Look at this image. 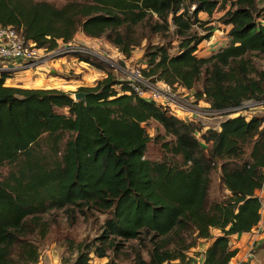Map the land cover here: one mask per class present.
I'll return each instance as SVG.
<instances>
[{"label":"trees","instance_id":"trees-1","mask_svg":"<svg viewBox=\"0 0 264 264\" xmlns=\"http://www.w3.org/2000/svg\"><path fill=\"white\" fill-rule=\"evenodd\" d=\"M260 0H69L56 7L44 0H0V24L19 27L26 40L53 51L78 33L88 39L105 37L125 58L143 40L151 81L193 92L214 111H231L246 101L261 103L262 115L224 118L218 130L185 121L135 95L91 56L81 62L105 73L93 87H80L84 101L57 89H20L5 85L0 73V264H37L31 234L45 223L38 215L48 208H80L106 214L101 244L136 240L143 232L153 238L148 262L192 264L190 250L211 241L202 264H229L237 255L229 238L251 233L261 218L258 192L264 187V69L250 54L264 55V5ZM228 7V8H227ZM227 8V9H226ZM225 10L219 22L230 26L226 47L207 58L196 55L211 37L191 31L200 13L211 17ZM173 26L179 52L152 44L149 35H167ZM94 57V56H93ZM65 110L66 114L58 113ZM230 112L225 115H229ZM157 122L172 143L161 148L181 164L145 158L151 141L144 125ZM246 149H249L245 158ZM220 170L229 193L208 205L210 175ZM213 229L219 235L213 237ZM93 246V245H92ZM66 264H93L90 253L106 257L105 249L78 244ZM105 264H114L109 261Z\"/></svg>","mask_w":264,"mask_h":264},{"label":"rangeland","instance_id":"rangeland-1","mask_svg":"<svg viewBox=\"0 0 264 264\" xmlns=\"http://www.w3.org/2000/svg\"><path fill=\"white\" fill-rule=\"evenodd\" d=\"M44 1L56 7H61L69 2V0ZM83 1L84 0H79V2ZM263 5L264 0H260L259 6L262 7ZM224 12L225 10H218L214 12L211 17L205 16L203 14L198 15V19L201 21L202 25L196 23L191 31L198 33V35H203L205 27H209L212 28V32L211 37L198 47L196 55L209 57L213 52H216L222 48L221 45L227 41V29L219 22V19L223 16ZM149 41L152 44L165 45L168 48L169 55H176L179 52L178 41L173 35V26H171L170 31L166 36L152 34L149 35ZM81 43L76 44V46H83L85 48L92 47L96 51L100 52V54H97L89 50V54L84 55L91 56V58L96 57V59L101 62L100 64L103 66L105 71H111L113 73L118 83L126 81L127 76L133 69L140 68L144 70L146 68V62L143 58L144 50L147 45L146 40H143L140 46L136 47L131 52L130 58H125L119 51H117L114 46H112L107 41L105 37L95 40L90 39L88 44H86L84 41H81ZM68 59L69 58L60 57L59 59V57H55L48 62H51L50 66H52V68L67 73L71 69L70 66H68L70 63ZM249 59L258 69H264V55L250 54ZM42 65L37 67H41ZM89 66L91 65L89 64ZM50 72L46 71V74L49 73L50 76ZM36 75V73L33 74L32 69L17 71L12 73L11 76L5 80V85L10 87L20 86L16 88L28 89L23 88V84L26 85L27 81H29L28 79ZM69 76L70 74H68V76L65 74L62 76V78L69 79ZM13 78L14 80H12ZM82 78L84 81H91L87 72ZM13 81L19 84H16ZM93 85L90 87H93ZM29 87H31L29 89H40V87L34 85H30ZM201 88L202 79L197 84V87L194 88V91H198L199 89L201 90ZM194 91L190 93L188 92L189 94L184 98L192 99V101L195 102L193 98ZM71 97H73V95ZM195 103L198 104L197 102ZM203 103L200 104L204 106ZM58 113L66 114V111L58 110ZM262 114L263 112L261 109H254L247 113L246 117ZM223 119L220 117L195 119L196 123H199L202 128L199 132L195 133V136L199 139V141H201V135L207 130H218ZM144 128L151 139V141L147 144L145 158L152 162L167 161L171 164L180 165V157H172L171 154L165 153L160 146L161 142L172 143L174 138L172 136L166 135L163 128L153 120H150L148 123H146ZM248 153L249 149H246L245 158H247ZM7 172L8 167L6 165L0 167V182L6 177ZM220 176L221 173L218 168L213 170L210 175L208 205L211 203L221 202L227 197L226 190L223 188L220 182ZM38 218L40 219V222L45 223L44 229H46V232L45 235L42 236L41 230H36V232L30 236V240L38 248L39 261L37 264L69 263L76 257V251H74V248L77 247L78 244L90 245L92 249L98 248L106 250V257L102 259H98L93 253H90L91 263L93 264H105L109 261L113 262L114 264H138L136 258L137 255H140L142 261L144 262H148L149 260L148 252L151 248L153 238L151 235L145 234L144 232L136 240L123 241L116 239L112 247L107 244L109 241H107L106 244H101L102 242L98 241L102 234L104 222L108 218V215L106 214L102 215L95 212L94 210L86 208L83 210L75 207L66 209L48 208L39 214ZM211 233L212 236H215L219 233V231L213 229ZM201 244L202 242H198L195 247L197 248L198 246V249L195 251L190 250L189 252L191 253L189 258L192 260V264H197L199 261L198 258L202 249V246H200ZM185 263L186 262L180 264ZM167 264H179V262L174 261Z\"/></svg>","mask_w":264,"mask_h":264},{"label":"built area","instance_id":"built-area-1","mask_svg":"<svg viewBox=\"0 0 264 264\" xmlns=\"http://www.w3.org/2000/svg\"><path fill=\"white\" fill-rule=\"evenodd\" d=\"M89 50L76 45L65 46L53 51L39 49L35 44L26 40L21 28L0 24V73L12 74L17 71L34 69L55 57L89 54L88 52L91 51ZM142 71L140 68L133 69L127 76L126 81H122L114 89L120 92L121 87L125 85L136 97L148 103H153L156 107H160L185 121H195L197 118L220 117L223 119L238 114L246 115L251 110L261 109L262 106L261 103L246 101L240 107L231 111H214L202 101L196 104L192 99H185L184 97L190 92L174 88L161 81H151L150 78L144 76ZM200 103H203L204 106ZM228 112L230 114L225 115Z\"/></svg>","mask_w":264,"mask_h":264},{"label":"crops","instance_id":"crops-1","mask_svg":"<svg viewBox=\"0 0 264 264\" xmlns=\"http://www.w3.org/2000/svg\"><path fill=\"white\" fill-rule=\"evenodd\" d=\"M200 14H203V13H200ZM203 15L207 16L206 14H203ZM263 25H264V20H263ZM224 27H226L227 33H228V31L230 30V26H224ZM81 41H84L86 44H88L90 42V39L85 37V35H83L82 33H78L72 42L66 45L60 44L59 48L69 46V45L75 46L76 44L81 43ZM227 41L229 42V38H227ZM227 41H225V43L221 45L222 48L227 46L228 44ZM88 49H90L91 51L97 54H100V52L96 51L92 47ZM63 57L69 58L68 61L70 63L68 66H70L71 68L69 72L67 73L61 72L60 70L52 68V66H50L51 62H46L45 64L47 65H42L41 67H36L35 69H32L33 74L36 73L37 75L28 79L29 81H27L26 85L23 84V88L29 89L31 88L29 87L30 85H34V86L40 87V89H57V90L65 91L67 93H71V92L75 93V91H77L78 88L90 87L96 81L102 80L105 77V73L103 71L97 70L89 66L88 64L79 61L77 57L73 54L63 56ZM198 57L207 58V56H198ZM44 70L49 71V72L51 70L50 76H49V73L46 74V71ZM86 72L90 76L91 81H87V80L84 81V79L82 78L84 77V74ZM65 74L67 76L68 74H70L69 79L62 78V76H64ZM12 80H14V78ZM15 83L19 84L17 82ZM16 87H20V86H15V88ZM180 89L183 90V88H180ZM226 193L227 195H229L227 191ZM258 196L260 197V201H261V218H260L259 224L257 225V227H255V229H253L251 233L237 234L229 238L230 248L237 250V255L234 258H232L229 264H264V187L258 192ZM218 235L219 233L216 234L215 236H218ZM215 236L213 235V237ZM200 242H202V244L200 245L202 246V249H201V254L199 255V258H198L199 261L197 264L203 263V260H204L203 254L205 250L211 244V241L200 240ZM197 249H198V246L197 248L193 249V251ZM190 254L191 253H189V256Z\"/></svg>","mask_w":264,"mask_h":264},{"label":"water","instance_id":"water-1","mask_svg":"<svg viewBox=\"0 0 264 264\" xmlns=\"http://www.w3.org/2000/svg\"><path fill=\"white\" fill-rule=\"evenodd\" d=\"M86 96H87L86 93L75 92V93L73 94L72 99H73L74 101H76V102L81 101V100L84 101Z\"/></svg>","mask_w":264,"mask_h":264}]
</instances>
